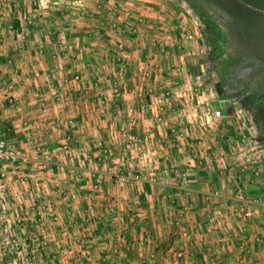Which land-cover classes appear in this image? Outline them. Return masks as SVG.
Instances as JSON below:
<instances>
[{
	"label": "crops",
	"instance_id": "0c3cea01",
	"mask_svg": "<svg viewBox=\"0 0 264 264\" xmlns=\"http://www.w3.org/2000/svg\"><path fill=\"white\" fill-rule=\"evenodd\" d=\"M44 1L0 0V140L31 155L55 152L51 163L31 165V180L72 187L62 205L80 202L77 211L55 210L63 225L49 227V244L60 251L54 264H264V206L251 204L250 218L233 211L264 197V145L238 155L234 168L231 146L220 149L227 143L217 138V119L186 111L187 70L206 63L196 47L179 50V6ZM167 88L179 113L169 108ZM203 98L193 101L196 110ZM234 116L243 126L236 114L226 118ZM239 139L232 148L245 150ZM157 164L188 169L187 186L160 189L149 178L163 174ZM131 165L147 176L116 189L111 174ZM41 168L50 173L42 177Z\"/></svg>",
	"mask_w": 264,
	"mask_h": 264
},
{
	"label": "rangeland",
	"instance_id": "374dc122",
	"mask_svg": "<svg viewBox=\"0 0 264 264\" xmlns=\"http://www.w3.org/2000/svg\"><path fill=\"white\" fill-rule=\"evenodd\" d=\"M84 1L86 0H71L73 5H83ZM43 4L47 5L46 0ZM98 4L101 5V2ZM160 4L179 6V12L182 13L178 23L179 50L184 49L186 44L189 49L196 47L201 55L199 60L206 63L202 69L199 68L198 73L193 69L187 70L188 89L183 103L184 107L187 106L186 111L195 117L199 114L207 116L211 110L221 111L222 117L214 124L217 138H223L227 143V146H221L220 149L225 151L228 145L231 146L230 157L234 142L237 140L238 143L239 138L248 142L246 149L241 150L242 154L256 147L259 144L257 141L264 145V0H161L158 5ZM107 5L121 4L118 0H111ZM130 33H133L132 30ZM188 35L192 38H188ZM122 61L121 71L127 70V60ZM177 63L176 61L168 66L176 69ZM74 78L79 80L78 75ZM162 93L168 98L171 112L179 113L178 109L172 111L174 101L178 100L175 91L167 88ZM201 96L204 97V103L196 110L193 101ZM178 107L179 104H175V108ZM229 113L238 115V119L245 121L244 125L235 116L228 120L226 115ZM230 130L231 138L230 135L225 136V132ZM0 144L8 151L19 154L15 160H0V264H54L51 255L60 251L57 252L49 241L55 237L52 235L53 231L63 225L61 218L56 216L58 209L63 211L69 207L77 211L80 209V202L62 205L65 193L72 190V187L50 185L46 188L45 184L36 187L35 184L41 180H31V174L35 172L31 165L38 164L40 160H43V165L51 163L55 152H46L43 148L37 155H31L21 143L9 138L1 139ZM240 147L239 145V149ZM241 148L244 149V146ZM109 155L113 157L112 154ZM220 157L221 161L227 162V167V157L222 154ZM240 160L238 158L237 163ZM232 165L237 168L235 164ZM41 169L42 177L50 173L47 169ZM154 169L163 171L162 175L157 173L156 176L153 172L149 175L151 181H157L160 189L181 187L176 175L179 168L171 170L166 166L160 168L157 164ZM145 176L147 175H144L143 169L131 165L113 172L110 180L117 189L137 185ZM165 177L171 179V186L162 185ZM93 180L92 188L98 191L101 176L96 175ZM34 196L39 197V201L33 200ZM106 209L108 213H113L116 207L109 204ZM47 214L50 216L43 218ZM52 226L55 229L49 231Z\"/></svg>",
	"mask_w": 264,
	"mask_h": 264
},
{
	"label": "built area",
	"instance_id": "2783aa9c",
	"mask_svg": "<svg viewBox=\"0 0 264 264\" xmlns=\"http://www.w3.org/2000/svg\"><path fill=\"white\" fill-rule=\"evenodd\" d=\"M188 38H192L191 35H188ZM187 39V38H185ZM186 40H184L185 42ZM168 93V92H167ZM210 114L212 116L213 119H219L222 117V113L220 110H211ZM245 118V117H243ZM260 145V144H258ZM256 145V146H258ZM243 149H239V147L237 148H233V152H231V160H232V164L242 165V163L239 161V163H237V159H238V155L241 156L242 155V151ZM236 152V153H235ZM244 155V153H243ZM17 157H19L18 152H14V151H8L7 149L4 148V146L2 144H0V160H4V159H11V160H15ZM195 163V162H194ZM196 164V163H195ZM195 164L190 166L191 167H195ZM188 169H183V170H176V175L179 177V181L181 182V187L183 186L186 187V184L189 181V174H188ZM162 185L164 187H168L171 186V179L169 177H165L162 180ZM256 205V206H264V197H254L252 200L250 201H246V200H242L240 202H238L234 207H233V211L234 213H237L240 217L242 218H250L253 213L254 210L252 209V207H250V205Z\"/></svg>",
	"mask_w": 264,
	"mask_h": 264
}]
</instances>
